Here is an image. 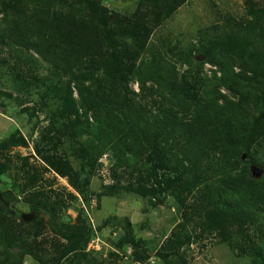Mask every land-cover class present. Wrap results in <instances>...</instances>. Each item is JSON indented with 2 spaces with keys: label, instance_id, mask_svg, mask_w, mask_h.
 <instances>
[{
  "label": "trees",
  "instance_id": "1",
  "mask_svg": "<svg viewBox=\"0 0 264 264\" xmlns=\"http://www.w3.org/2000/svg\"><path fill=\"white\" fill-rule=\"evenodd\" d=\"M107 1L117 0H0V53L9 46L13 58L30 65L9 66L13 92L3 94L18 105L25 90L46 99L49 123L32 154L67 177L86 203L106 154L113 183L103 195L130 193L152 206L172 196L182 218L158 248L159 264H179L207 233L238 246L250 264H264V172L252 170L264 171V0H246L247 18L224 13L198 44L171 55L149 39L189 0H138L130 13ZM0 61L9 65L6 56ZM39 62L48 65L46 76L32 70ZM206 63L214 67L210 76ZM17 147H29L19 127L0 139V156L8 159L0 176L14 174L0 193L16 211L0 199V264L28 257L37 264H116L104 251L88 250L100 233L84 207L74 221L60 216L63 199L39 186L35 166L23 167L29 155L12 162ZM21 201L35 213L32 221L22 218ZM126 223L112 244L148 263L138 251L143 238ZM47 225L52 241L38 240Z\"/></svg>",
  "mask_w": 264,
  "mask_h": 264
},
{
  "label": "rangeland",
  "instance_id": "2",
  "mask_svg": "<svg viewBox=\"0 0 264 264\" xmlns=\"http://www.w3.org/2000/svg\"><path fill=\"white\" fill-rule=\"evenodd\" d=\"M104 4L111 10L122 13H130L139 6L138 0L107 1ZM227 12L240 19L247 18L246 0H189L171 18L154 30V33L150 36L149 44H155L162 50L164 49V51H166L164 48L166 46L167 50H170L166 51L165 54L167 55H171V52L184 51L190 46L191 42L198 44L203 30L220 21L221 16ZM1 51L0 58L8 57L9 65L0 61V138L6 137L19 127L29 140V147H17L9 153L12 162L21 164L20 157L29 155L28 162L23 167L35 166L42 176V180L38 183L39 186H44L51 195L59 196L63 199L65 206L58 212L60 216L74 221L78 215V210L84 207L83 209L87 212L91 225L99 231L104 241V244L101 245V250L113 262L116 264H159L157 257L158 248L182 218V210L178 208L174 198L168 195L162 203L152 206L147 198L137 197L130 193L103 195L104 185L113 183L112 169L109 165V159L106 157L103 159L104 166L99 168L97 175L92 179L91 189H93V192L89 195V203H86L84 198L79 196L77 191L70 185L67 177L48 169L41 159L32 154L39 131L49 123L48 115L47 118L45 117L46 99L41 97L37 91L25 90L21 91L19 96L22 105H18L14 99H10L5 93L3 94V92H13L6 74L9 66L14 69L20 66L28 69L30 65L23 60L13 58L12 49L9 46H2ZM199 57L201 60L203 59L201 56ZM180 68L185 69L186 66L181 65ZM212 68L214 67L211 64L206 63L204 73L208 76L212 75ZM32 70L40 72L43 76L49 74V68L46 63L39 62L37 67H32ZM24 73L27 75V72ZM133 86L136 91L139 90L137 82L133 83ZM2 103L5 105H2ZM23 106H27L29 110L23 112ZM33 111H35V115L31 114ZM1 161L8 162L6 155L0 156ZM263 172L262 168L255 169L256 175H261ZM13 177L14 174L10 177L9 173L0 176V188L11 187ZM71 195H76L78 199L72 198ZM193 199L194 194L190 202ZM18 206L22 213L33 212L22 201ZM42 213L41 216L44 217V221L47 223L49 217L47 214ZM127 218L130 224L133 225L137 236L143 238L138 251L149 255L148 263L131 259L129 254L124 255L112 244L127 230L125 226L127 225ZM193 225V223L190 224V226ZM248 231L251 235L254 233L252 229ZM196 232H199V230L193 231L194 234ZM52 236L53 233L47 225L46 230L38 240L48 239L50 242L52 241ZM253 238L255 237L253 236ZM239 240L241 243L243 242L242 238H239ZM111 250L116 251L121 256L110 255ZM183 257L179 264H250L249 255L242 252L238 246L233 248L227 242H222L213 234L208 233L195 239L190 247L187 248ZM25 264L37 263L28 257Z\"/></svg>",
  "mask_w": 264,
  "mask_h": 264
},
{
  "label": "water",
  "instance_id": "3",
  "mask_svg": "<svg viewBox=\"0 0 264 264\" xmlns=\"http://www.w3.org/2000/svg\"><path fill=\"white\" fill-rule=\"evenodd\" d=\"M198 59H201L200 57H198ZM246 157V154H244V156H243V158H245ZM259 167H257L256 165L255 166H252V170H253V172H255V169H258ZM0 199H1V201H2V203H3V205L6 207V209L8 210V211H10L11 212V214H14L15 213V210H13L12 208H11V206L3 199V197H2V194L0 193ZM21 216H22V218L24 219V220H26V221H31L32 219H33V217H34V212H31V213H26V212H23L22 214H21Z\"/></svg>",
  "mask_w": 264,
  "mask_h": 264
},
{
  "label": "built area",
  "instance_id": "4",
  "mask_svg": "<svg viewBox=\"0 0 264 264\" xmlns=\"http://www.w3.org/2000/svg\"><path fill=\"white\" fill-rule=\"evenodd\" d=\"M108 156V154H106L104 158H106ZM104 244V241L103 239L98 235L96 234L89 242L88 244V250L90 249H94L95 251H100L101 250V245Z\"/></svg>",
  "mask_w": 264,
  "mask_h": 264
},
{
  "label": "crops",
  "instance_id": "5",
  "mask_svg": "<svg viewBox=\"0 0 264 264\" xmlns=\"http://www.w3.org/2000/svg\"><path fill=\"white\" fill-rule=\"evenodd\" d=\"M1 139V138H0Z\"/></svg>",
  "mask_w": 264,
  "mask_h": 264
}]
</instances>
